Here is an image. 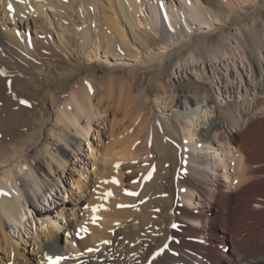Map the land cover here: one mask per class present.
I'll return each instance as SVG.
<instances>
[{
  "label": "bare ground",
  "instance_id": "1",
  "mask_svg": "<svg viewBox=\"0 0 264 264\" xmlns=\"http://www.w3.org/2000/svg\"><path fill=\"white\" fill-rule=\"evenodd\" d=\"M147 1L0 0V64L25 76L0 79V264H49L57 256L60 264H264V28L253 14L264 0H252L253 24L238 52L245 59L247 51L257 78L240 81L239 95L224 101L222 88L136 76L164 69L174 57L151 48L158 31L214 24L228 2L177 0L164 13L165 6ZM210 36L186 46L207 60L237 56L228 35L211 46ZM83 57H103L112 77L104 82L106 75L95 74L81 85L91 69ZM44 59L51 70L42 77ZM62 60L71 72L59 71ZM119 67L129 81L114 78ZM70 78L77 84L58 105L54 125L41 118L44 111L40 117L30 102L20 103L37 92L57 105ZM101 131L116 138L99 156L93 149L94 170L73 181L67 200L37 211L42 230L24 242L30 250L21 248L12 230L26 226L28 209L62 182L76 156L66 146L78 150L85 141L92 148L90 135L98 140Z\"/></svg>",
  "mask_w": 264,
  "mask_h": 264
},
{
  "label": "rangeland",
  "instance_id": "2",
  "mask_svg": "<svg viewBox=\"0 0 264 264\" xmlns=\"http://www.w3.org/2000/svg\"><path fill=\"white\" fill-rule=\"evenodd\" d=\"M141 1H147V0H141ZM152 2L153 0H148L147 2ZM155 1V0H154ZM163 1V2H162ZM202 1L203 5L204 0ZM228 2L230 6H227L228 8L223 12H221V15L219 16V19L217 22L213 24L211 22L210 25H204L202 28L198 29L196 26H192L191 29L188 28V30L182 31L180 28L172 27V26H165L162 28V32L158 31L156 33L157 35V41H151L150 46L153 50H161L165 47V49H170L174 52V57L170 62L167 63L166 67L162 70L160 69H154L149 72L140 73L136 76L137 81H165L166 84H172V85H178L182 82H189V81H195L204 85L209 86L213 91H218L219 88H222L224 91V96L220 97L221 101L231 99L235 96H238L239 92H241L242 88H239L240 81H255L257 78V74L254 71V69H250V60L247 57V51H246V58H241L240 54L238 52H242L244 50V47L242 45L243 40V34L247 33L249 30V25L253 24V20L251 17L252 15V0H224ZM156 3L165 6L166 9H163L164 13L166 10H169L171 8L172 3H176L177 0H156ZM231 3V4H230ZM146 6V7H145ZM148 5H143L141 8V14H140V20H141V27L147 28L145 19L149 18L150 16V10L148 8ZM49 11H53L52 8H49ZM226 14V16H225ZM251 14V15H250ZM255 16L259 19V29L264 28V7L260 9V12L258 10H255L254 13ZM228 15V16H227ZM260 15L263 16L260 17ZM248 17L249 19H247ZM245 20V21H244ZM244 21V22H243ZM247 22V23H246ZM252 22V23H251ZM243 23V24H242ZM249 23V24H248ZM245 24V25H244ZM212 25V26H211ZM244 26V27H243ZM218 29H217V28ZM174 28V29H173ZM197 28V29H196ZM216 28V29H214ZM224 31H223V30ZM225 32V33H224ZM159 34V35H158ZM171 34V35H170ZM223 34L228 35L230 38V41L228 42L229 47H233L236 49L237 56L234 57L230 53H227L225 56L221 57H215L213 59H205L202 57L194 45L189 44L186 46V43L188 41L195 42L197 37H200L202 35H211L209 37V45L216 44L220 41L221 36ZM56 36H58L56 34ZM165 36V37H164ZM172 37V38H171ZM170 39V40H169ZM192 39V40H189ZM194 39V40H193ZM178 42V43H177ZM181 42V43H180ZM211 46V45H210ZM174 49V50H173ZM179 49V50H178ZM163 50V49H162ZM72 56V55H71ZM103 56V54H102ZM78 58V54H74L72 56V59ZM243 59V60H242ZM104 58H95V57H83V59H80V61L86 62L89 64L90 68L88 71H84L82 73V83L81 85H86V80H90L95 74L98 76H105L106 78L103 80L104 82L112 77V75L109 73L110 67L106 68L101 66V62H103ZM124 60V61H123ZM261 60L264 64V56L262 54ZM48 60L44 59L39 62L40 68L37 70V73L39 75L47 74V71L49 72L50 67L47 63ZM122 64H128L132 65L134 64L133 59H122ZM41 64V65H40ZM62 64L65 65V62L62 60L59 62L58 68L60 72L68 73L70 70L72 71L70 67H62ZM92 66V67H91ZM2 68V69H1ZM68 68V69H67ZM92 68H97L98 72H95ZM53 69V68H52ZM5 71V72H4ZM70 71V72H71ZM3 72V73H2ZM108 72V73H107ZM254 72V73H253ZM53 77L50 78V80L53 82V84H58V76L52 75ZM57 77V78H56ZM128 77L125 69L123 68H117L114 78L117 81H127L126 79ZM143 77V78H142ZM19 78H25V76L17 74L15 77L13 74H10L7 72L6 67L4 65L0 64V79L1 81H19ZM54 79V80H53ZM71 80V81H70ZM63 83L62 88L58 91V95L62 98H60L57 105H53V102L51 100L46 101L41 98L42 95H38L37 92H32L31 95L28 93L26 97V101L33 107L30 108L32 111H34L36 114H40V117L44 112L46 115L42 116L41 118L47 117L48 121H50V124L54 125L56 120V110H58L59 106H62L67 101V93L70 92L74 86L77 84V81H73L74 79H71ZM76 80V79H75ZM50 81V82H51ZM56 81V83H55ZM129 81V80H128ZM227 81H229L227 83ZM67 83V84H66ZM72 83V85H70ZM76 83V84H75ZM65 85V86H64ZM101 86V85H100ZM102 87V86H101ZM48 86L44 87L42 91V94L48 90ZM69 90V91H68ZM64 91V94L63 92ZM67 92V93H66ZM66 93V95H65ZM103 92V96L106 97L107 94ZM63 94V95H61ZM30 96V97H29ZM36 96V98H35ZM58 96V97H59ZM31 98V99H30ZM34 98V99H33ZM41 100H40V99ZM30 101H29V100ZM37 101H36V100ZM35 100V101H34ZM63 100V101H62ZM43 101V102H42ZM105 101V100H104ZM65 102V103H63ZM59 105V106H58ZM58 106V107H57ZM36 107V108H35ZM41 109V110H40ZM190 110V107H189ZM30 111V113L32 112ZM44 111V112H43ZM40 112V113H39ZM43 112V113H41ZM50 115V116H49ZM122 115V116H121ZM118 118L120 120H123V114H118ZM123 118V119H122ZM118 119V120H119ZM97 127V125L94 126V128ZM115 135H117V130L114 131ZM112 134V136L114 135ZM114 135L113 139L116 138ZM109 136V135H108ZM106 136L103 134V132H100L99 139H94V135H90V142L92 144L89 145L85 141L82 142V145L80 147H76L75 150L71 146H66V148L70 151L74 150L76 153V156L69 162L68 171L66 172L65 177H63L62 182L52 191L50 194L52 196V199L50 202H47L45 200V196L39 199L37 203L36 210L34 209H28L31 213L29 216V219L26 220V226H22L17 231L12 230V235L14 238L22 244L21 248H23L26 244L24 243L27 240H30V238L38 231L42 230V222L37 214V211L40 210H47V209H54L57 205H60L64 200H67L68 197L72 194L73 191H75L76 187L73 185L76 179L80 178L84 174H91V172L94 170V159L91 157L93 149L96 150V155L99 156L98 151L103 152V149L109 145L113 139L111 136ZM52 139H55L53 137ZM111 141V142H110ZM98 142V143H97ZM109 143V144H108ZM74 145V142L73 144ZM58 146H64V143L58 145ZM83 173V174H82ZM82 174V175H81ZM83 177V176H82ZM124 179V178H123ZM72 191V192H71ZM67 197V198H66ZM34 224V225H33ZM25 247H28L30 250V247L27 245Z\"/></svg>",
  "mask_w": 264,
  "mask_h": 264
},
{
  "label": "snow or ice",
  "instance_id": "3",
  "mask_svg": "<svg viewBox=\"0 0 264 264\" xmlns=\"http://www.w3.org/2000/svg\"><path fill=\"white\" fill-rule=\"evenodd\" d=\"M8 8H9L10 11L13 10L11 4L8 5ZM20 103L28 105V101H26V100H21ZM116 167L118 168L119 165H116ZM149 178H150V175H149ZM112 183L119 184V181L113 179ZM125 192L128 195H138V193L128 192L127 190H125ZM108 195H112V193H108ZM118 207H124V205H118ZM173 227H175V225H173ZM88 251H92V249H88ZM61 259H63V257L57 256L55 259H53L52 257H48L49 264H60V260Z\"/></svg>",
  "mask_w": 264,
  "mask_h": 264
}]
</instances>
